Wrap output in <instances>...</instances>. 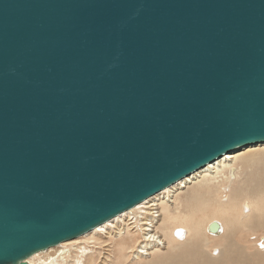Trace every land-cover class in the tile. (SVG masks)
Masks as SVG:
<instances>
[{"label":"water","instance_id":"water-1","mask_svg":"<svg viewBox=\"0 0 264 264\" xmlns=\"http://www.w3.org/2000/svg\"><path fill=\"white\" fill-rule=\"evenodd\" d=\"M262 143L264 0H0V264Z\"/></svg>","mask_w":264,"mask_h":264},{"label":"bare ground","instance_id":"bare-ground-1","mask_svg":"<svg viewBox=\"0 0 264 264\" xmlns=\"http://www.w3.org/2000/svg\"><path fill=\"white\" fill-rule=\"evenodd\" d=\"M262 147H264V143L236 149L108 223L81 237L39 252L28 258L25 263L66 264L67 257L72 258L71 254H68V245H74L79 242V238L88 237L108 226H113V231L110 232V238L107 240L111 238L120 240L121 247L126 248L129 244L125 241L127 239L134 241L132 231L136 230V233L140 228L138 224L142 222L145 226V230L142 232L143 240L138 242L137 246L135 245L133 251L129 252L136 251L135 258L140 257L139 255L144 258L153 255V259L150 261L152 264H264V161L261 163L263 164L260 171L261 176L254 180L247 179L249 168L235 166V162H239L237 155L240 152ZM197 178L199 180H196L197 182L194 183V186L192 185L193 187L191 186L192 188L190 187L189 192L186 190L187 194H173L178 187L185 188V184L191 183ZM160 199L163 201L161 205H159ZM139 209H143L142 215L146 214L144 209H148L151 218L148 219L140 215V220L137 221L135 212L140 211ZM197 212L204 214L203 223H194L196 220L194 214ZM128 215L133 217L132 223L124 224L126 220L121 224L118 223ZM213 222L220 225V230L215 234L208 232V226ZM200 228H204L206 237L211 241L214 240L219 246V251L216 250L217 254H214L211 249L208 255L203 249V246H207L209 241L201 240ZM114 229L118 231L115 235L113 234ZM169 230L172 232L171 237L173 235L172 240L176 243L174 246L170 242L171 239L166 236ZM242 231L246 232V236H253V244L241 243V240H238L237 237L241 236ZM163 247L166 248L164 251L170 250L174 254L164 256ZM129 250H131V246ZM51 251H55V255L52 256L56 257L52 258L48 255ZM119 251H122L120 247ZM41 255H47V258L44 260ZM74 255H78V253L76 252ZM80 260H78V264Z\"/></svg>","mask_w":264,"mask_h":264},{"label":"rangeland","instance_id":"rangeland-1","mask_svg":"<svg viewBox=\"0 0 264 264\" xmlns=\"http://www.w3.org/2000/svg\"><path fill=\"white\" fill-rule=\"evenodd\" d=\"M262 148H264V147H262ZM262 148L243 151L237 155L239 162H235L236 163L235 166H238V167L241 166L244 168L245 167L249 168V170H248L249 172L247 173V179L248 180H254V179L261 176L260 171L263 168V164H261V163H262V161H264V149H262ZM244 155H245V157H244ZM241 157H242V159H241ZM240 159H241V163H240ZM202 176H204V175H202ZM196 180L198 181L199 178L193 180L191 183L185 184V188L178 187L177 190H174L173 194H175V195L187 194L189 192V190L194 186V183L197 182ZM159 201H160L159 205H161L163 203L162 199H160ZM159 201H157V202H159ZM148 209H144L146 214H143V215L141 213L143 209H139L140 211L137 210L135 212V218L137 219V221L140 220V218H139L140 215H141V217H147L148 219L151 218L149 216L150 213H149ZM203 215L204 214L200 213V212L195 213L194 217L196 220L194 221V223H196V222L203 223V221L205 220L203 218L204 217ZM132 218L133 217H131L129 215L125 216L124 218L119 220L118 223L121 224L122 221L126 220L124 222V224H126L127 222L130 224L133 222ZM138 225L140 227L139 230L136 233H135L136 230L132 231V233H133L132 239H134V241H131V239L130 240L127 239L125 241L126 243L129 244L128 247H126V248L121 247V245H120L121 241L120 240H117V239L113 240V238H111L110 240H107L110 238L109 234L111 231H113V228H112L113 226H111V227L108 226L107 228L102 229V230L98 231L97 233L91 234L88 237L79 238V240H78L79 242L77 241L78 243H75L74 245H71V246L68 245V250H69L68 254H71L72 258L67 257V263L66 264H78V260H80V259L81 260H80L79 264H152L150 261L153 259V255L152 256L149 255L150 257L147 256L145 258L142 255H139L140 257L135 258V252L136 251L134 253L129 252V251H133L135 249V247L137 246V243L140 242L141 240H143L142 232H144L143 230H145V226H143L142 222H140ZM172 227H175V226H172ZM203 229L200 228V230H199L200 238L204 242L209 241L207 246L206 245L203 246V249L205 250V252L208 253V255H209V252L211 251V249H213L214 254H217V251H219L218 250L219 246L214 242V240L211 241L210 238L206 237L205 229L204 230ZM244 231H242L241 236L237 237L238 240L240 239L241 241L240 240L239 241L241 243L243 242V243L247 244V242H248V244H250V245L253 244L254 243L253 242L254 241L253 236L252 235L246 236V232H244ZM115 233H118V231L116 229H114L113 234L115 235ZM171 233L172 232L169 230V232L166 233V236L169 239H171L170 242L173 243V246H174L176 243L172 240L173 235L171 237ZM205 238H206V241H205ZM117 241H118V244H117ZM101 243H102V245H100ZM130 246H131V250H129ZM119 247H120V249H122V251H119ZM163 248H162V250H163L164 256L174 254V252H172L170 250L164 251L166 248L165 247H163ZM76 252L78 253V255H74V254H76ZM85 252L89 253V254H86ZM48 255H50V256L55 255V251L49 252ZM41 257L45 260L47 258V255H41ZM54 257H56V256H52V258H54Z\"/></svg>","mask_w":264,"mask_h":264}]
</instances>
